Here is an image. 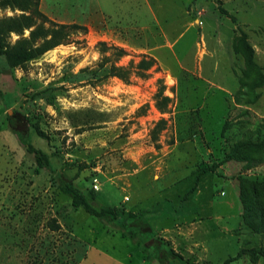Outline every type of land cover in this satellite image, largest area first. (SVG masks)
<instances>
[{"label":"rangeland","instance_id":"rangeland-1","mask_svg":"<svg viewBox=\"0 0 264 264\" xmlns=\"http://www.w3.org/2000/svg\"><path fill=\"white\" fill-rule=\"evenodd\" d=\"M213 1L38 0L44 26L86 31L21 66L0 55V264H161L122 234L132 218L74 207L65 181L98 205L142 211L154 242L182 255L167 264L263 251L264 235L241 220L238 182L264 179V0ZM20 13L30 9L0 4V19ZM142 56L154 59L144 76ZM111 65L129 81L103 77ZM28 122L46 136H31L45 167L13 133Z\"/></svg>","mask_w":264,"mask_h":264},{"label":"trees","instance_id":"trees-1","mask_svg":"<svg viewBox=\"0 0 264 264\" xmlns=\"http://www.w3.org/2000/svg\"><path fill=\"white\" fill-rule=\"evenodd\" d=\"M38 0H0L1 5H8L11 7H21L30 9V13H20L18 15L6 16L0 19V55H3L7 65L10 68L21 66L24 63L40 56L47 50L53 48L59 43L63 42L65 37L70 31L81 29L86 31V26L70 23V24H58L51 22V25L44 26L42 21L48 19L38 10ZM35 25L29 31L27 37L18 38L14 43L9 44L6 38L10 32L16 34H22L24 29H28ZM38 38H41L40 42H36ZM104 45V42H100ZM249 54L247 59L249 62L252 61V48L248 43H245ZM125 52L120 47H115V54L117 56L123 55ZM154 63V59L151 56H142L139 60L137 67L141 69V76H144L145 70L150 68ZM129 69L123 66L111 65L109 71H107L103 77L106 76H118L124 82L129 81ZM158 91L157 105L160 109H164L170 102V98ZM13 133L16 135L17 140L20 144L34 154L35 161L38 167H45L48 163L47 155L37 148L31 139V136L38 135L46 137L35 125L30 122L24 126L22 131L13 129ZM205 171V170H203ZM60 189L63 193L68 194L71 197V204L74 207H82L87 213L99 218L102 221L110 222L113 219L118 218L121 214H125L127 217L132 218L129 222V226L132 228L126 229V234L130 235L135 239H141L143 243V252H145L146 259H156L161 264H167L170 258L182 259V255L176 252L173 248H166L163 242H154L149 226L142 219V211L131 212L125 211L124 208L117 206H101L96 204L93 197L86 196L71 182H62ZM238 195L242 205L241 220L245 226L252 232L264 235V179L240 177L238 182ZM141 235V237H140ZM144 235V236H143ZM152 239L153 242L149 243L148 240ZM248 255L250 259L257 255H264V249L255 250V248H243L237 252L234 256H230L225 260V264L229 261L235 260L240 255Z\"/></svg>","mask_w":264,"mask_h":264},{"label":"crops","instance_id":"crops-1","mask_svg":"<svg viewBox=\"0 0 264 264\" xmlns=\"http://www.w3.org/2000/svg\"><path fill=\"white\" fill-rule=\"evenodd\" d=\"M217 1H218V0H217ZM213 3H214V6L217 5L216 0L213 1ZM100 15H102L104 18H106V20H107V22H108V25H111V26H113V27H114V26H117V27L119 26V25H113V24H110L109 21H108V18H107L103 13H98L97 16H100ZM195 20H196V19H195ZM195 20H194V21H195ZM122 28H124V27H122Z\"/></svg>","mask_w":264,"mask_h":264},{"label":"built area","instance_id":"built-area-1","mask_svg":"<svg viewBox=\"0 0 264 264\" xmlns=\"http://www.w3.org/2000/svg\"><path fill=\"white\" fill-rule=\"evenodd\" d=\"M200 23V22H199ZM97 185L96 184H94V187H96Z\"/></svg>","mask_w":264,"mask_h":264}]
</instances>
